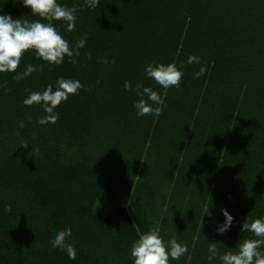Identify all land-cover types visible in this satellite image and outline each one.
Instances as JSON below:
<instances>
[{
  "label": "trees",
  "instance_id": "1",
  "mask_svg": "<svg viewBox=\"0 0 264 264\" xmlns=\"http://www.w3.org/2000/svg\"><path fill=\"white\" fill-rule=\"evenodd\" d=\"M58 2L77 9L73 30L52 23L74 49L86 39L78 55L56 65L28 50L0 73V264H131L153 226L187 245L170 264H221L209 242L235 251L256 238L240 224L264 216V0ZM0 11L39 19L18 0ZM152 62L182 65L180 86L147 78ZM60 76L84 86L40 125L43 109L23 99ZM138 83L162 95L159 116L136 114ZM221 207L235 222L217 235ZM58 228H71L75 259L53 246Z\"/></svg>",
  "mask_w": 264,
  "mask_h": 264
},
{
  "label": "clouds",
  "instance_id": "2",
  "mask_svg": "<svg viewBox=\"0 0 264 264\" xmlns=\"http://www.w3.org/2000/svg\"><path fill=\"white\" fill-rule=\"evenodd\" d=\"M13 2L15 3L17 0H13ZM18 2L28 8L31 15L38 16L39 19L29 21L0 11V73L15 72L22 56L28 50L34 51L38 58L48 64L56 65L62 64L66 56L71 58L78 55L76 50L85 45L86 39H80L74 49L69 41L60 34L56 25L52 23V21L62 20L67 24L68 31L73 30L77 19L75 7H67L59 3L58 0H18ZM86 3L89 7L95 8L99 6L100 0H86ZM187 62L189 64L199 63V57L189 56ZM36 70V66L29 63L25 66V70L16 73L14 78L23 79ZM144 72L147 78L154 80L165 90L170 87H179L184 75L182 65L178 67L175 62L148 63ZM204 72L205 68L201 67L196 75H203ZM83 86L80 79L60 76L54 84L49 83L42 91H30L23 99V104L25 106L36 104L43 109L45 114L38 119V124H54L60 116L57 111L58 106L62 102H66L70 95L77 94ZM130 87V83L125 82V88ZM135 91L136 95L140 97L133 105L138 116H159L161 114L164 100L160 93L141 83L136 85ZM19 123L21 128L24 127L23 121ZM212 208L208 209L211 213V215L208 214L210 220L214 219ZM5 210L10 211L11 207L7 206ZM220 214L223 216V221L216 223L214 230L217 235H223L230 231L235 222L234 215L227 207H221ZM240 230L252 233L256 238L244 239L235 246V251H226L222 255L219 254L216 242H209L208 260L211 262L219 257L221 264H264V251L261 250L264 248V216H260L250 223L247 217L240 224ZM71 236V228H58L52 244L66 252L69 259H75L76 249L73 244L67 242ZM187 251V245L178 242L175 238L165 242L160 228L153 226L146 232L140 233L138 238L132 242L131 264H170V260L180 259Z\"/></svg>",
  "mask_w": 264,
  "mask_h": 264
}]
</instances>
